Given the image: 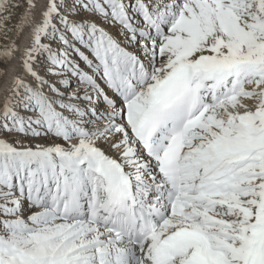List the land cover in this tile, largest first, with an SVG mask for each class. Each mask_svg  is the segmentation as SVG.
Wrapping results in <instances>:
<instances>
[{"label":"snow or ice","instance_id":"snow-or-ice-1","mask_svg":"<svg viewBox=\"0 0 264 264\" xmlns=\"http://www.w3.org/2000/svg\"><path fill=\"white\" fill-rule=\"evenodd\" d=\"M0 264H264V0H0Z\"/></svg>","mask_w":264,"mask_h":264}]
</instances>
